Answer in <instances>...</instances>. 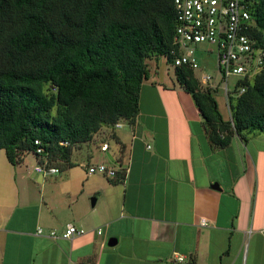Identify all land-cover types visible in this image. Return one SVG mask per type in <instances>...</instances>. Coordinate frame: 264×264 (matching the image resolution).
I'll list each match as a JSON object with an SVG mask.
<instances>
[{
  "label": "crops",
  "instance_id": "1",
  "mask_svg": "<svg viewBox=\"0 0 264 264\" xmlns=\"http://www.w3.org/2000/svg\"><path fill=\"white\" fill-rule=\"evenodd\" d=\"M158 58L134 123L73 147L83 169L35 181L0 148V264H264V134L210 144L191 95ZM84 162L126 172L88 174ZM67 223L86 232L49 235Z\"/></svg>",
  "mask_w": 264,
  "mask_h": 264
},
{
  "label": "trees",
  "instance_id": "2",
  "mask_svg": "<svg viewBox=\"0 0 264 264\" xmlns=\"http://www.w3.org/2000/svg\"><path fill=\"white\" fill-rule=\"evenodd\" d=\"M248 8V34L264 48V0H250ZM176 25L172 0H0V148L9 161L21 163L32 152L40 162L72 166L77 144L103 127L114 138L118 121L134 123L148 61L170 63ZM174 74L210 144L264 134V63L242 81V93L228 96L229 119L217 89L202 86L188 67Z\"/></svg>",
  "mask_w": 264,
  "mask_h": 264
},
{
  "label": "built area",
  "instance_id": "3",
  "mask_svg": "<svg viewBox=\"0 0 264 264\" xmlns=\"http://www.w3.org/2000/svg\"><path fill=\"white\" fill-rule=\"evenodd\" d=\"M172 3L177 25L172 38L169 64L173 68L192 69L203 86L217 90L221 86L228 107V96L242 93L246 89L242 81L250 80L264 63V48L256 46L248 34L251 26L248 8L250 0H172ZM200 43L212 46L205 49L206 52L216 53L217 77L202 71L196 55ZM232 76L236 80L233 89H229L228 80ZM121 125V121H118L114 127ZM34 143L38 145L39 141L35 140ZM99 148L105 151L109 144L104 141ZM36 153L43 155V148L38 146ZM85 169L88 174L96 173L111 179L116 178L119 171L126 172V168L121 165L104 162L86 163ZM34 170L43 175L59 172V168L50 165L46 157H42V162L36 165ZM199 224L206 225V220L201 218ZM37 232L42 233V230L38 229ZM85 232L83 227L67 223L61 234L57 235L56 231L52 230L49 235L53 238L60 236L71 239ZM96 233L101 234L102 229L98 228ZM176 259L182 261L184 258L178 255Z\"/></svg>",
  "mask_w": 264,
  "mask_h": 264
},
{
  "label": "rangeland",
  "instance_id": "4",
  "mask_svg": "<svg viewBox=\"0 0 264 264\" xmlns=\"http://www.w3.org/2000/svg\"><path fill=\"white\" fill-rule=\"evenodd\" d=\"M207 48H212V46L208 45L206 43H200L197 46L196 55L198 57L200 67L202 68V71L209 73V74L213 75L214 77H217L216 53L215 52H212V53L206 52L205 49H207ZM158 59H159V62H158L159 66L165 67L167 64L164 60L165 58L159 57ZM170 69H173L171 67V65H170ZM170 72H171L170 73L171 75L174 74V72L172 70ZM198 74H200V72ZM235 80H236V78L233 76L229 78V80H228L229 89H233ZM215 99L217 100V103L220 107V110L226 115L227 114V107H226V104L224 102V95H223V91H222L221 86L218 88V90L215 93ZM106 131H107L106 128L103 127L101 130H99V132L97 134H95L93 136V138L97 139V137H99V138L104 137V135H107ZM23 158H24L23 162L20 164L18 163L17 165L23 167L24 171H26V173H27L28 178L35 180V181H38L40 177H43L42 173L40 174L34 170V167L41 163L35 154H33L32 152H28L24 155ZM84 163L86 164V162H84ZM90 164H95V163L90 162ZM72 166H67L65 169H59V172L56 173L57 177L62 176L64 173H67V171L70 172L71 170L74 171V170H77L80 168L83 169L79 165H75L73 167ZM48 178H51V177L48 176L47 179Z\"/></svg>",
  "mask_w": 264,
  "mask_h": 264
},
{
  "label": "water",
  "instance_id": "5",
  "mask_svg": "<svg viewBox=\"0 0 264 264\" xmlns=\"http://www.w3.org/2000/svg\"><path fill=\"white\" fill-rule=\"evenodd\" d=\"M108 244H109V245H112L113 243H112V241H111V240H109Z\"/></svg>",
  "mask_w": 264,
  "mask_h": 264
}]
</instances>
